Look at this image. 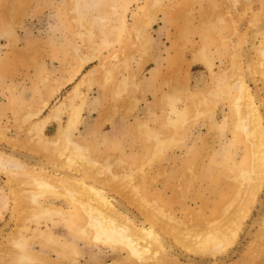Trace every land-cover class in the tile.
<instances>
[{
  "label": "rangeland",
  "instance_id": "1",
  "mask_svg": "<svg viewBox=\"0 0 264 264\" xmlns=\"http://www.w3.org/2000/svg\"><path fill=\"white\" fill-rule=\"evenodd\" d=\"M74 2L0 0V125L7 127V133L28 136L37 143L39 119L64 103L61 122L51 120L45 131L52 135L57 126L68 123L71 109L80 106L71 139L88 144L94 171L100 173L92 183L106 195L124 201L141 219L147 217L146 207L148 212L163 214L165 224L167 219L177 220L183 231L232 225L242 209L240 176L251 164L248 143L245 134L236 131L229 110L236 90L224 88L216 102L212 100L216 94L208 97L206 92L210 85L219 84H212L214 75L222 77L233 67L259 61L251 39L264 18V0ZM254 14L259 18L251 23ZM260 71L257 79L264 90ZM245 78L254 87L252 76ZM74 88L76 94L71 92ZM207 100L211 108L205 105ZM197 108L202 110L201 117ZM176 129L182 131L179 136ZM171 138L177 144L169 145ZM263 197L262 189L239 221L236 242L226 248L235 250L236 256L222 261L214 256L192 257L161 226L149 223L178 250L179 255L170 257L165 247L160 264H190L187 258L196 259L195 264H264V232L258 229L246 237L252 216L261 210L264 217V206L259 204ZM47 198L55 197H42L39 202L43 205ZM22 201L29 210L21 207L17 221L13 216L15 221L0 240L1 256L19 250V234L31 246L26 248L39 251L40 245L34 243L35 233H40L36 220L51 228L55 225L47 217L30 214L37 209L34 201ZM54 229L75 244L77 257L74 250L58 254L50 248L44 253L46 258L89 264L92 254H98L103 264H141L125 249L89 244L68 233L63 221ZM72 256L78 261H71ZM117 257L120 260L115 261Z\"/></svg>",
  "mask_w": 264,
  "mask_h": 264
},
{
  "label": "bare ground",
  "instance_id": "2",
  "mask_svg": "<svg viewBox=\"0 0 264 264\" xmlns=\"http://www.w3.org/2000/svg\"><path fill=\"white\" fill-rule=\"evenodd\" d=\"M79 1L75 0L74 3ZM254 15L251 17V23L258 21V14ZM183 19H185L184 16ZM163 22L167 26V21L164 18ZM251 40V45L254 46L252 48L254 49V53L259 57V61L251 60L243 68L241 66L233 67L232 72L226 73L222 77L221 75H214L212 84L216 82L219 84L214 86L210 85L211 87L206 92L208 97L216 94L213 96L214 99H212L216 102L220 99L224 88H227V90H236V96H233L228 102L229 110H231L232 117L234 118L236 131L245 134V140L248 143L251 164L250 168L245 172L242 171L240 176L244 185L240 202L242 209L235 215L232 225L223 226L222 229L221 227L210 226L209 229L204 228L199 231H183L179 229L180 225L177 220L167 219L168 223L165 224L166 218L161 216L163 214H158L153 209L148 212L146 210L149 209L146 207H144V213L147 217L146 219H141L139 214L134 213L125 206L126 203L124 201L106 195L103 188L92 183V180L98 179L100 173L98 174L97 171H94V162L89 158L87 153L90 150L88 144L71 139L72 132L79 123L80 106L71 109L68 123L64 126L62 124L56 133L53 135L43 133V128L50 120L61 122L60 113L64 106L62 102L42 117V119L38 120L35 132L40 136V140L37 143H32L28 136H25L23 139L19 136L16 138L7 136V127L5 128V125H0V143L2 144L4 142L3 145H0L2 146L0 147V240L5 238L11 221H14L13 215L15 211L21 209V207L28 209L26 207L27 203H24L22 201L23 199H30L36 203L37 209L30 212L32 216L36 218L47 217L45 219H49L50 223H55V225L51 224V228L50 225L40 223L39 220H36L38 226L35 227L36 229L39 228L40 233H35L34 243L40 245V250L33 251L32 249L30 251L28 249V247H31L30 244L19 234V238H16L19 241V250L12 252L17 255L12 256V253L9 255H0V264H63L58 258L45 257L44 252L50 248L58 254L68 252L67 250L71 254V250H74V255H76L78 251L75 244L69 243L62 235L54 231L55 226L62 224V221L67 225L68 230L70 229L67 231L68 233L73 232L80 239H84L88 243L89 241L95 243L94 245L102 244V246L105 245L111 248L125 249L130 257L139 260L141 264H146L147 261H151L153 264H160L161 253L165 247L167 250H170V257L173 253L179 255L177 253L178 250L174 247V243L170 239V241L168 238L166 239L164 235L157 234L150 224L153 226H161L160 228L163 230V233H168L167 235L169 237L172 236L175 242L190 252L194 258L201 256L204 259L205 256H210V258L214 256V260L222 261L226 257H233L236 251H228L226 248L228 245L236 242L241 217L249 213L251 204L257 199L262 189L264 190V106L261 105L264 99L262 97L264 90L259 84L261 82L257 79V76L261 74L260 70L263 71L264 75V18L259 22L258 28ZM250 53L251 51L248 53V57L251 56ZM85 61L88 63L89 59ZM242 71H246V75H242ZM249 75L252 76L251 80L254 87L245 78L246 76L249 77ZM262 79L260 78V80L264 81L263 77ZM217 89H219V92ZM71 92L76 94L77 88H74ZM209 102L208 100L207 102L205 101L207 107L211 105V103L209 105ZM198 106L200 107V105ZM200 110L201 108L197 112H199V116L201 117L203 113H200L202 112ZM196 117L198 118V116ZM176 124L179 125L175 121V127H177ZM141 126L144 125L141 124ZM177 131L178 129H176ZM181 132L178 131L176 133L177 136ZM171 141L169 145L173 146L174 143L177 144L178 140L175 138ZM18 151L23 152L22 154H28L24 155L26 157L37 153V156H41L39 163L21 158L18 155L20 154ZM17 186H19L20 190H17ZM46 196L55 198L43 200L42 205L39 200ZM55 199L61 201L64 207L57 205V203H52V200ZM259 204L264 206V200H261ZM23 218L26 220L31 219L26 215ZM257 226L261 228H257ZM43 228H47L48 232ZM258 229L259 232H264V217L261 210L252 216L250 226L247 229L249 232L246 237L255 235ZM33 230L35 231V229ZM63 235L65 236L66 232ZM257 236L260 238L261 234H257ZM26 246L28 247L26 248ZM92 248L91 246L89 253H92ZM73 256L70 260L77 262V255L76 257ZM92 256L89 264H103L98 254H92ZM116 256L120 255L115 254ZM187 259V263L190 264H195L197 261L196 259ZM118 260L120 259L117 257L115 261Z\"/></svg>",
  "mask_w": 264,
  "mask_h": 264
},
{
  "label": "crops",
  "instance_id": "3",
  "mask_svg": "<svg viewBox=\"0 0 264 264\" xmlns=\"http://www.w3.org/2000/svg\"><path fill=\"white\" fill-rule=\"evenodd\" d=\"M40 120V119H39ZM56 121V120H55ZM38 122V121H37ZM50 124H51V120L47 123V125H45V127L43 128V133L45 134V131H46V129L47 128H49L50 127ZM59 127H60V125L59 126H57V128H56V130H55V133H56V131L59 129ZM6 135L7 136H10V137H12V138H16V136H15V134L13 135L12 134V132L11 133H7L6 132ZM47 135V134H46ZM53 135V134H52ZM19 137L20 138H24V137H22V136H20L19 135ZM19 152V151H18ZM20 154H18L21 158H25L27 161H32V162H35V163H39V161H40V158H41V156H37L38 154L36 153H34V154H31L32 156H28V157H26V156H24V155H28V154H22L23 152H19ZM26 153V152H25ZM52 203H54V204H56L57 203V205H60V206H63L64 207V204H62V202L61 201H58V199H55V200H52ZM22 214V208L21 209H17L16 211H15V214L13 215L14 216V218L16 219V221H17V217L19 216V215H21ZM15 219H14V221H15ZM44 253H46V251L44 252Z\"/></svg>",
  "mask_w": 264,
  "mask_h": 264
}]
</instances>
